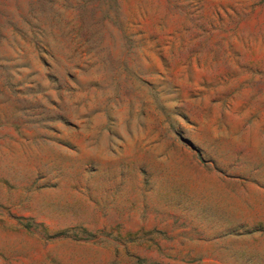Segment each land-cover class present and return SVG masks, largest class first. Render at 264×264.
<instances>
[{
	"label": "rangeland",
	"instance_id": "374dc122",
	"mask_svg": "<svg viewBox=\"0 0 264 264\" xmlns=\"http://www.w3.org/2000/svg\"><path fill=\"white\" fill-rule=\"evenodd\" d=\"M0 264H264V0H0Z\"/></svg>",
	"mask_w": 264,
	"mask_h": 264
}]
</instances>
